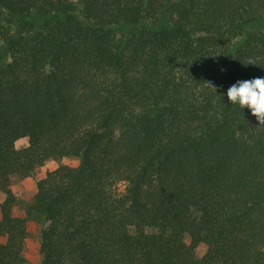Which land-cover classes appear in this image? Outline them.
<instances>
[{
	"label": "trees",
	"instance_id": "16d2710c",
	"mask_svg": "<svg viewBox=\"0 0 264 264\" xmlns=\"http://www.w3.org/2000/svg\"><path fill=\"white\" fill-rule=\"evenodd\" d=\"M256 77L264 0H0V264L30 218L40 264H264V125L227 97Z\"/></svg>",
	"mask_w": 264,
	"mask_h": 264
},
{
	"label": "rangeland",
	"instance_id": "374dc122",
	"mask_svg": "<svg viewBox=\"0 0 264 264\" xmlns=\"http://www.w3.org/2000/svg\"><path fill=\"white\" fill-rule=\"evenodd\" d=\"M28 145L27 139H21L17 142V148L22 149ZM80 164V159L69 157L60 160H49L44 165L37 168L35 174L31 177L20 179L13 178V190L17 198L14 211L18 215H26L29 208V203L37 191V180L44 178L48 172L62 165L77 166ZM6 198L5 194L0 192V202ZM43 228L42 221L37 218H30L29 221V236L25 242L24 256L25 264H40V233ZM190 243V238H187ZM207 251V246L200 244L197 248V254L203 256Z\"/></svg>",
	"mask_w": 264,
	"mask_h": 264
},
{
	"label": "clouds",
	"instance_id": "9594fccd",
	"mask_svg": "<svg viewBox=\"0 0 264 264\" xmlns=\"http://www.w3.org/2000/svg\"><path fill=\"white\" fill-rule=\"evenodd\" d=\"M247 65L256 63L250 59ZM209 85L216 89L214 85ZM227 97L231 105H238L243 110L249 109L259 125H264V77L238 81L228 89Z\"/></svg>",
	"mask_w": 264,
	"mask_h": 264
}]
</instances>
